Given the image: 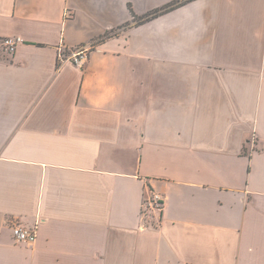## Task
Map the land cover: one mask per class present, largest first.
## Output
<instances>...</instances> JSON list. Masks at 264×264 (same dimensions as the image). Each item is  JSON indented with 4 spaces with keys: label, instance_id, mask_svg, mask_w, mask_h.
I'll list each match as a JSON object with an SVG mask.
<instances>
[{
    "label": "crops",
    "instance_id": "1",
    "mask_svg": "<svg viewBox=\"0 0 264 264\" xmlns=\"http://www.w3.org/2000/svg\"><path fill=\"white\" fill-rule=\"evenodd\" d=\"M0 264H264V0H0Z\"/></svg>",
    "mask_w": 264,
    "mask_h": 264
},
{
    "label": "built area",
    "instance_id": "2",
    "mask_svg": "<svg viewBox=\"0 0 264 264\" xmlns=\"http://www.w3.org/2000/svg\"><path fill=\"white\" fill-rule=\"evenodd\" d=\"M66 16H71V12L69 10L67 11ZM1 43L6 52L10 55H13L16 52L18 46L22 43V39L5 38ZM67 60H71V62L75 65L83 67L88 61V49L85 47L77 49L71 55V57L67 58ZM164 207L165 199L162 194L152 191L151 196L144 200L142 204V218L148 222L149 220H154L156 218L161 219L164 212ZM13 236L19 243L29 245L34 244L37 240V227L29 229L20 225L14 226Z\"/></svg>",
    "mask_w": 264,
    "mask_h": 264
},
{
    "label": "trees",
    "instance_id": "3",
    "mask_svg": "<svg viewBox=\"0 0 264 264\" xmlns=\"http://www.w3.org/2000/svg\"><path fill=\"white\" fill-rule=\"evenodd\" d=\"M188 1H189V0H188ZM172 8H174V6L171 5V6H169L168 9H166V10L168 11V10H171ZM166 10L157 11V12L153 13L151 16H149L148 18H146V20H150L151 17L154 18V17H156V16H159L160 14L164 13ZM142 19L145 20L144 18H142ZM143 20H140L141 23L143 22ZM139 24H140V23H139Z\"/></svg>",
    "mask_w": 264,
    "mask_h": 264
}]
</instances>
